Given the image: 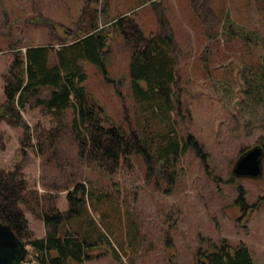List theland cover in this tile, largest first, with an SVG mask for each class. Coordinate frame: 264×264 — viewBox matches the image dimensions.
Listing matches in <instances>:
<instances>
[{
  "label": "rangeland",
  "instance_id": "rangeland-1",
  "mask_svg": "<svg viewBox=\"0 0 264 264\" xmlns=\"http://www.w3.org/2000/svg\"><path fill=\"white\" fill-rule=\"evenodd\" d=\"M120 19L128 35L138 25L146 36L163 30L173 37L182 102L176 133L182 142L194 136L205 161L187 148L168 169L150 168L135 154L100 167L80 158L72 111L57 118L32 99L20 120L0 117V169H19L28 198L45 209L68 210L66 196L80 184L104 195L102 201L88 197L87 207L120 259L108 255L86 264H196L200 250L222 241L244 244L254 264H264V173L233 177L242 153L264 137V87L248 85L246 77L264 65V0H0V106L17 54L47 46L54 64L56 50L79 32L90 33L97 21L110 33L107 76L83 61L84 86L107 125L129 131L138 111L129 74L135 38L124 40L121 26L112 25ZM242 32L255 33L254 40ZM49 92L43 88L40 98ZM23 209L35 236L44 238L41 218Z\"/></svg>",
  "mask_w": 264,
  "mask_h": 264
},
{
  "label": "trees",
  "instance_id": "trees-1",
  "mask_svg": "<svg viewBox=\"0 0 264 264\" xmlns=\"http://www.w3.org/2000/svg\"><path fill=\"white\" fill-rule=\"evenodd\" d=\"M125 21L120 19L112 25L121 26L119 33L124 35V40L135 38L129 74L138 111L134 123L128 121L129 131L124 126L107 125L104 109L84 86L87 74L81 64L83 61L99 67L107 76L104 55L110 33L97 21L93 22L90 33L79 32L77 39L56 50L54 64L50 62L51 49L47 46L29 47L17 54L6 78L5 104L0 106V117L17 116L32 99L45 113L57 118L72 111L71 128L78 141L79 156L100 167L135 154L150 168L168 169L177 164L187 148L204 162L205 155L196 138L190 135L182 142L176 133V113H182V102L175 92L178 61L173 37L163 30L146 36L138 25L128 35L123 25ZM241 34L254 40L255 33ZM251 70L246 72L248 85L259 81L264 87V65L259 73ZM45 87L50 92L42 99L40 94ZM260 144L264 150V137ZM174 177L175 173L170 180H175ZM26 185L19 169H0V223L30 247L25 259L37 264H86L108 255L120 259L117 248L99 230L96 218L87 207L88 197L94 202L102 201L104 195L96 196L80 184L66 196L68 210L62 211L58 206L45 209L38 200L28 198ZM23 207L41 218L46 227L44 238L35 236ZM211 248V251H199L196 264H254L244 244L233 247L222 241Z\"/></svg>",
  "mask_w": 264,
  "mask_h": 264
},
{
  "label": "water",
  "instance_id": "water-1",
  "mask_svg": "<svg viewBox=\"0 0 264 264\" xmlns=\"http://www.w3.org/2000/svg\"><path fill=\"white\" fill-rule=\"evenodd\" d=\"M264 150L256 145L244 153L236 162L233 175L236 178L259 179L264 173ZM25 244L6 225L0 223V264H23Z\"/></svg>",
  "mask_w": 264,
  "mask_h": 264
},
{
  "label": "built area",
  "instance_id": "built-area-1",
  "mask_svg": "<svg viewBox=\"0 0 264 264\" xmlns=\"http://www.w3.org/2000/svg\"><path fill=\"white\" fill-rule=\"evenodd\" d=\"M27 263V262H26ZM25 264V263H24ZM34 264H37L36 262Z\"/></svg>",
  "mask_w": 264,
  "mask_h": 264
}]
</instances>
